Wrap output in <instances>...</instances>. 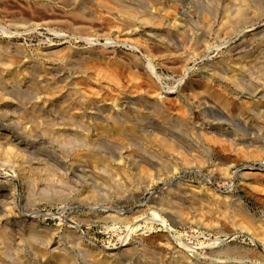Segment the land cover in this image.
I'll return each instance as SVG.
<instances>
[{"label": "rangeland", "instance_id": "374dc122", "mask_svg": "<svg viewBox=\"0 0 264 264\" xmlns=\"http://www.w3.org/2000/svg\"><path fill=\"white\" fill-rule=\"evenodd\" d=\"M245 219L264 0H0V264H264Z\"/></svg>", "mask_w": 264, "mask_h": 264}, {"label": "bare ground", "instance_id": "6f19581e", "mask_svg": "<svg viewBox=\"0 0 264 264\" xmlns=\"http://www.w3.org/2000/svg\"><path fill=\"white\" fill-rule=\"evenodd\" d=\"M244 1H247V0H244ZM239 9H241V10H244L243 8H239ZM237 12V11H236ZM245 13V12H244ZM244 13H242V12H239L238 13V18H237V20L238 21H244V22H247V20H246V18H248V17H246V16H244ZM237 16V15H236ZM235 16V17H236ZM235 17H233V19L235 18ZM246 17V18H245ZM124 18V17H123ZM128 19H130L131 21H132V16H128L127 17ZM205 19V18H204ZM230 20V19H229ZM236 20V19H235ZM233 21L234 23L236 22V21ZM246 20V21H245ZM206 23H207V21H206V19L204 20ZM231 21H232V19H231ZM132 22H134V21H132ZM204 22V23H205ZM230 22V21H229ZM232 22V23H233ZM233 23V24H234ZM236 24H237V22H236ZM205 25H207V24H205ZM208 26V25H207ZM160 29V26L157 24V25H155L154 26V29L153 30H159ZM169 31L171 32V29H169ZM154 33H157V31H154ZM137 42H140V40L139 39H137L136 40ZM108 73H109V75L111 76L110 78L114 81V82H116V83H118L119 82V78H118V76L115 74V73H113V72H110V71H108ZM107 73V74H108ZM108 75V76H109ZM231 79H234V78H231ZM233 82H235V80H232ZM81 90V89H80ZM100 92V90H98V93ZM225 96V95H224ZM193 98L195 99L196 97L195 96H193ZM225 98H226V96H225ZM223 103H225V101L223 102ZM164 109H165V107H164ZM180 110H181V113H183V115H185L186 113H187V110H188V107H186L185 105H183L182 103H181V106H180ZM165 145H166V147H167V149L168 150H176L177 148H176V146L172 143V142H165L164 143ZM248 175H253V173H250V172H248L247 173ZM243 225L245 226V227H247L249 230H251V231H253L254 232V234H251V233H247L255 242H259V240L261 239L259 236H260V234H262L263 233V230H264V223L263 224H259L258 226H256V225H254L250 220H244L243 221ZM5 230H7V229H5ZM4 230V231H5ZM4 231H2L3 233H1V234H3V236H5V234H8V233H5L4 234ZM8 232V231H7ZM10 234V233H9ZM7 236V235H6ZM9 237V236H8ZM11 237V236H10ZM9 237V238H10ZM5 238V237H4ZM5 239H7V238H5Z\"/></svg>", "mask_w": 264, "mask_h": 264}]
</instances>
